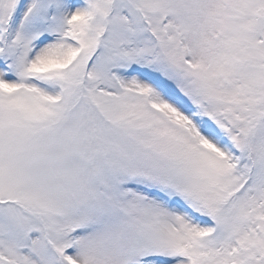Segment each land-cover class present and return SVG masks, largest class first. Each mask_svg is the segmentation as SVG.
I'll use <instances>...</instances> for the list:
<instances>
[{
  "label": "snow or ice",
  "instance_id": "obj_1",
  "mask_svg": "<svg viewBox=\"0 0 264 264\" xmlns=\"http://www.w3.org/2000/svg\"><path fill=\"white\" fill-rule=\"evenodd\" d=\"M0 264H264V0H0Z\"/></svg>",
  "mask_w": 264,
  "mask_h": 264
}]
</instances>
